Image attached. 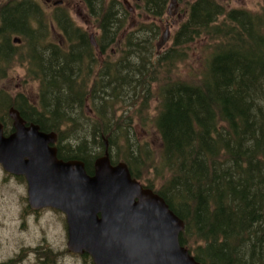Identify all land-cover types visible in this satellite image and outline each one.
Returning a JSON list of instances; mask_svg holds the SVG:
<instances>
[{
  "label": "trees",
  "instance_id": "obj_1",
  "mask_svg": "<svg viewBox=\"0 0 264 264\" xmlns=\"http://www.w3.org/2000/svg\"><path fill=\"white\" fill-rule=\"evenodd\" d=\"M140 1L149 19L125 31L132 12L122 1L84 0L102 62L89 29L62 6L49 19L34 0L2 4L0 78L24 65L39 92L34 103L0 89V123L10 129V108L18 110L58 134L59 158L81 159L91 174L107 141L112 162H126L183 219L180 243L197 261L264 264V0L257 12L188 0L171 45L160 50L157 19L169 0ZM52 21L61 43L51 38ZM112 50L120 57L112 60ZM88 103L93 116L84 114ZM137 125L159 146L139 139ZM83 127L87 135L71 144Z\"/></svg>",
  "mask_w": 264,
  "mask_h": 264
},
{
  "label": "water",
  "instance_id": "obj_2",
  "mask_svg": "<svg viewBox=\"0 0 264 264\" xmlns=\"http://www.w3.org/2000/svg\"><path fill=\"white\" fill-rule=\"evenodd\" d=\"M178 6L172 0L170 14ZM168 40L167 26L161 46ZM10 116L12 134L5 135L0 123V164L26 176L33 209L52 207L66 215L70 251L90 255L94 264H201L180 243L183 219L162 196L134 178L126 162H112L107 141L91 174L85 161L59 158L58 148L50 145L57 133L27 123L14 108Z\"/></svg>",
  "mask_w": 264,
  "mask_h": 264
},
{
  "label": "rangeland",
  "instance_id": "obj_3",
  "mask_svg": "<svg viewBox=\"0 0 264 264\" xmlns=\"http://www.w3.org/2000/svg\"><path fill=\"white\" fill-rule=\"evenodd\" d=\"M7 1L0 0V4H5ZM55 1H57L56 5H54ZM121 1L126 9L131 6L133 11L127 21L128 24L125 31H129L139 26L144 20L149 19L141 8H137V3L142 5L140 0H128L129 4H126L123 0ZM177 1L179 6L175 14H170L169 12L172 2V0H169L166 14L162 19H157L161 27L158 50L171 45L173 34L178 29L180 23L186 18L185 4L188 0ZM220 1L226 3L230 8L243 7L256 12L261 10L263 6V0ZM36 2H39L43 6L45 16L49 19L54 12L55 6L60 5L65 8L76 25L89 29L90 36L94 34L93 39L97 43L96 38L99 34L97 21L94 15L89 13V10L81 0H51L50 2L47 0H36ZM171 11L174 12V9L172 8ZM51 23L52 39L61 43L64 40L63 32L53 21ZM167 26L169 27V40L165 45L161 46L162 36ZM122 36L121 33L120 39ZM94 48L97 62H102L104 57L96 46ZM120 55V50L115 52L112 50L111 59L119 58ZM198 66L199 64L196 63L195 67L198 68ZM0 89H4V95L12 99L19 93H23L29 97L30 101L34 103L38 102L39 83L37 80L26 76L24 65H15L5 76L1 77ZM156 104V99H153L150 109L154 111ZM85 109L84 114L86 116L94 115L89 103ZM81 118L85 121L87 120L84 116ZM68 127H64V129ZM77 130H79L78 127ZM86 132H88V129L83 127V130L78 132V137H69L71 144L74 143L73 138L85 137L87 135ZM137 132H139V139L147 138L152 145H155V147L159 146V139L156 135L147 133L140 126L137 127ZM6 174L2 165H0V264H83L82 255L74 253L68 248L69 235L66 215L62 211L52 207L42 208L36 213L30 211L27 207V184L17 179L11 181L10 177L8 180ZM147 177H155L154 171L152 170L151 173L147 174Z\"/></svg>",
  "mask_w": 264,
  "mask_h": 264
},
{
  "label": "flooded vegetation",
  "instance_id": "obj_4",
  "mask_svg": "<svg viewBox=\"0 0 264 264\" xmlns=\"http://www.w3.org/2000/svg\"><path fill=\"white\" fill-rule=\"evenodd\" d=\"M48 2H50L51 0H47ZM121 1V0H120ZM8 2V1H7ZM81 2H83L84 3V5L87 7V5L85 4V2H84V0H81ZM123 2H125L126 4H129V1L128 0H123ZM35 3H36V5L39 7V8H41V10H42V12H43V14L45 15V13H44V8H43V6L39 3V2H36V0H35ZM59 3H61V2H59ZM57 4V1H55V4L54 5H56ZM0 6H1V4H0ZM60 5H57V6H55L54 7V12H53V14H52V16L51 17H53V16H55L56 14H57V9H58V7H59ZM87 9H88V7H87ZM128 10L130 11V12H133L132 11V7L131 6H129L128 7ZM93 15V14H92ZM67 16L68 17H71L70 16V14L68 13V11H67ZM72 18V17H71ZM52 30V29H51ZM51 38H52V35H51ZM96 47H98V45L96 46ZM18 94V93H17ZM20 94H22V93H19L18 95H16V97L14 98L15 100L17 99V97L20 95ZM11 109H13V108H10V110ZM18 111V110H17ZM10 129H7V128H4V133H5V135H10V134H12L14 131H15V128H14V126H13V122H12V124H11V126L9 127ZM42 130V129H41ZM43 131V130H42ZM45 132H47V133H51V132H53V131H45ZM58 136V135H57ZM50 145H54V146H56L57 148H58V150H59V145H58V137H57V140L54 142V143H51ZM62 159V158H61ZM1 165V164H0ZM5 172L7 173L6 174V178L9 180V177H10V179H11V181H13L14 179H17V180H21V181H23L25 184H27V191H28V193H29V183H28V181H27V178H26V176L24 175V174H13V173H10V172H8V171H6L5 170ZM28 198H29V195H28ZM27 207H28V209L30 210V211H32L33 213H36L37 211H39V210H41V209H33L31 206H30V204H29V199H28V205H27Z\"/></svg>",
  "mask_w": 264,
  "mask_h": 264
}]
</instances>
